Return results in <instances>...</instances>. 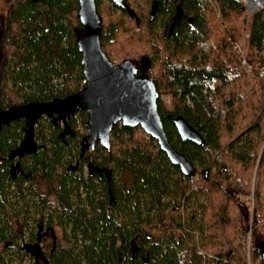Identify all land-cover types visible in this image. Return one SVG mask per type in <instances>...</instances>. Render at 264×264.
<instances>
[{
  "label": "trees",
  "instance_id": "16d2710c",
  "mask_svg": "<svg viewBox=\"0 0 264 264\" xmlns=\"http://www.w3.org/2000/svg\"><path fill=\"white\" fill-rule=\"evenodd\" d=\"M124 1L128 10L94 0L100 47L110 61L147 58L163 129L193 172L183 174L153 137L121 122L112 125L108 148L96 141L81 153L84 110L61 125L40 115L34 150L8 157L25 119L1 120L0 264H23L24 257L36 264L24 248L37 223L52 232L48 264H247L244 209L230 188L235 182L247 194L252 178L248 262L262 264L264 8L246 17L240 0ZM0 2V116L80 89L77 0ZM245 29L250 75L231 68L240 58L231 43ZM169 115L182 116L203 143L180 139ZM88 162L110 169L112 200L105 177L84 171Z\"/></svg>",
  "mask_w": 264,
  "mask_h": 264
},
{
  "label": "water",
  "instance_id": "95a60500",
  "mask_svg": "<svg viewBox=\"0 0 264 264\" xmlns=\"http://www.w3.org/2000/svg\"><path fill=\"white\" fill-rule=\"evenodd\" d=\"M116 5L127 9L124 0H112ZM77 17L82 30L75 39L81 54L80 64L84 77L83 86L64 97H53L46 101H29L4 111L1 120L13 116L25 119V130L17 146L10 151L8 157L21 156L34 150L32 128L40 115L54 116L64 122L77 111L85 110V133L81 139V153L92 149L97 141L105 148L109 147V134L113 124L138 125L145 133L153 137L168 160L178 165L183 174L190 175L193 167L183 153L176 150L169 142L157 111V91L153 79L146 73L149 62L141 56L138 67L128 59L118 63L110 61L100 47L101 18L94 0H77ZM175 9L172 20L178 18ZM137 21V17H135ZM171 25H169L170 27ZM137 69L139 72H137ZM177 134L182 140L203 143L201 134L182 116L169 115ZM88 173L104 175L108 182L109 201L112 200L110 188V169L88 162ZM130 250L133 251L132 245ZM260 258L264 264V242L259 243Z\"/></svg>",
  "mask_w": 264,
  "mask_h": 264
},
{
  "label": "rangeland",
  "instance_id": "374dc122",
  "mask_svg": "<svg viewBox=\"0 0 264 264\" xmlns=\"http://www.w3.org/2000/svg\"><path fill=\"white\" fill-rule=\"evenodd\" d=\"M1 7H2V12H3L4 6H3L2 3H1ZM116 60L117 59H113L112 62L118 63V62H116ZM248 74L250 75V73H248ZM253 84L255 85L254 82H253ZM261 95H260V97L263 100V106H264V96H263L264 95V90L261 91ZM57 123H59L61 125V121L58 120V119H57ZM260 126H261V131L264 134V120L260 121ZM34 127H35V124H34V126L32 128V131L34 130ZM263 141H264V137H263L262 142ZM84 171H85V168H84ZM231 174H232V177H234V173L231 172ZM233 180L236 181V182H241V184H245L246 183V181H243L239 176L238 177H234ZM237 186H239L238 183H237ZM249 186H250V191L247 194H244L243 192L239 191L236 188L235 182H233V184L231 186L232 188H230L231 191L233 192L234 200L239 205H241L243 207V209H244L243 210L244 213H243V219L242 220H243L245 233H244V237L242 238L241 241H242V243L244 244V247H245V253H246L245 257L246 258H248L251 229L255 226V220H254V215H253V203H252L253 178L251 179ZM22 238H24V237H22ZM22 263L23 264H31V260L27 259L26 257H24ZM247 264H249V262Z\"/></svg>",
  "mask_w": 264,
  "mask_h": 264
},
{
  "label": "flooded vegetation",
  "instance_id": "af4514ba",
  "mask_svg": "<svg viewBox=\"0 0 264 264\" xmlns=\"http://www.w3.org/2000/svg\"><path fill=\"white\" fill-rule=\"evenodd\" d=\"M2 13L3 12L0 2V57L2 54L1 52ZM169 29H171V26L169 27ZM135 65L138 67V63ZM137 72H139L138 69ZM85 172L89 174L87 165H85ZM101 176L104 175L102 174ZM52 240L53 238H52L51 230L48 227L43 226L41 223H37L34 230V237L32 238V240L28 241V243L30 244L25 245L24 249H26L28 252L31 253L36 264H48Z\"/></svg>",
  "mask_w": 264,
  "mask_h": 264
},
{
  "label": "built area",
  "instance_id": "2783aa9c",
  "mask_svg": "<svg viewBox=\"0 0 264 264\" xmlns=\"http://www.w3.org/2000/svg\"><path fill=\"white\" fill-rule=\"evenodd\" d=\"M245 12L246 17H249L255 10L259 8H264V0H240ZM247 37L246 29L243 32L242 38L240 41H233L231 43V48L239 55V61L237 64L233 65L231 68L234 72H245L251 73L252 68L251 65L246 60L244 55V48H245V39ZM248 263V258H246Z\"/></svg>",
  "mask_w": 264,
  "mask_h": 264
}]
</instances>
